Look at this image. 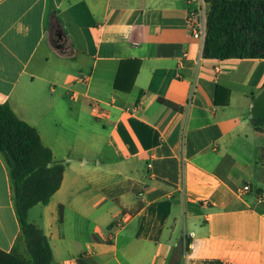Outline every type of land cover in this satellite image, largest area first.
Instances as JSON below:
<instances>
[{
	"label": "crops",
	"instance_id": "obj_1",
	"mask_svg": "<svg viewBox=\"0 0 264 264\" xmlns=\"http://www.w3.org/2000/svg\"><path fill=\"white\" fill-rule=\"evenodd\" d=\"M196 6L0 0V105L65 166L29 212L53 264H264V59L204 58ZM21 244L0 153V249Z\"/></svg>",
	"mask_w": 264,
	"mask_h": 264
},
{
	"label": "trees",
	"instance_id": "obj_2",
	"mask_svg": "<svg viewBox=\"0 0 264 264\" xmlns=\"http://www.w3.org/2000/svg\"><path fill=\"white\" fill-rule=\"evenodd\" d=\"M204 2L208 5L204 58L264 59V0ZM115 88H122L119 76ZM160 102L176 111L182 110L170 101L160 99ZM261 150L263 159L264 146ZM0 153L10 171L16 213L29 255L25 258L16 249L11 252L0 249V264H53L48 237L30 223L29 212L35 206L49 204L62 185L65 166L54 161L52 150L42 143L38 131L19 119L7 103L0 105ZM60 222H63L62 209Z\"/></svg>",
	"mask_w": 264,
	"mask_h": 264
},
{
	"label": "built area",
	"instance_id": "obj_3",
	"mask_svg": "<svg viewBox=\"0 0 264 264\" xmlns=\"http://www.w3.org/2000/svg\"><path fill=\"white\" fill-rule=\"evenodd\" d=\"M196 1V8H192L189 13V29L192 33V36L199 40L202 44L205 42L206 38V21L203 18L202 14V4H204L203 0H190V2ZM85 81V80H84ZM72 100H75V96H71ZM93 107L96 111L99 110V103L94 101ZM250 190L249 186H245L243 188V192L248 193Z\"/></svg>",
	"mask_w": 264,
	"mask_h": 264
},
{
	"label": "rangeland",
	"instance_id": "obj_4",
	"mask_svg": "<svg viewBox=\"0 0 264 264\" xmlns=\"http://www.w3.org/2000/svg\"><path fill=\"white\" fill-rule=\"evenodd\" d=\"M203 2H204V0H203ZM201 9H202L203 18H205V21L207 23L208 5L204 2V4H202V8ZM64 45L62 46V45H59L58 44L57 47L58 48H62L63 47V51L65 52L67 45L66 44H64ZM109 153L110 152H108L107 154H109ZM97 165L98 164L95 161H91L88 164V166L90 168H96ZM42 209H43V206L42 205H38L37 208L31 213V218L33 219L34 217H36L37 215H39V213H40V211H42ZM31 218L29 219L30 223H31ZM37 218L39 219L38 216H37ZM32 224H34L35 226L39 227L36 223H32ZM23 243H24V240H23ZM16 250H17L18 254H20L21 256H23L25 258H28L29 257L25 243L19 245L18 247H16Z\"/></svg>",
	"mask_w": 264,
	"mask_h": 264
}]
</instances>
